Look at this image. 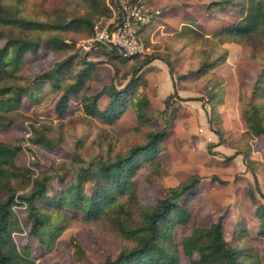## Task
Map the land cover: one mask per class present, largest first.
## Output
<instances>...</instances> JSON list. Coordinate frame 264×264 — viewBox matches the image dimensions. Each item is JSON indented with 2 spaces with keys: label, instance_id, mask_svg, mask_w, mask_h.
I'll list each match as a JSON object with an SVG mask.
<instances>
[{
  "label": "trees",
  "instance_id": "trees-1",
  "mask_svg": "<svg viewBox=\"0 0 264 264\" xmlns=\"http://www.w3.org/2000/svg\"><path fill=\"white\" fill-rule=\"evenodd\" d=\"M67 1H72L80 10L70 16H59L56 20H41L22 16L13 5L0 0L1 130L10 129L23 117V98L28 93L29 86L12 80H23L26 77L20 72L27 63V55L37 54L42 42L53 51H66L71 46L59 36L60 33H93L98 19L113 15L108 0ZM213 5L236 8L240 18L216 29L209 36L189 27L177 33L176 38L181 39L184 46H192L195 56L200 60L198 68L190 72L196 77L190 80L188 74L179 73L169 59L167 62L177 83L189 82L208 88L203 98L209 106V122L221 142L224 140V128H217L215 124L222 123L218 106L223 103L224 77L215 69L228 59L229 49L225 44L238 43L242 47V54L260 65L252 86L251 99L244 105L246 130L233 144V147L238 148L250 138L264 137V0H216L208 4ZM49 32L53 34L42 36ZM104 52L114 68L115 77L121 69L117 63L124 66L132 60L123 58L117 50ZM75 58V55H70L57 62L53 68L36 75L33 81L48 80L58 86V77L72 70ZM148 61L150 57L147 56L141 62L130 65V73H122L117 80L118 84H115V79L112 80L106 90L110 101L105 109L98 105L102 92L83 96L86 113L113 126L126 109L133 107L138 115V126H147L151 119L147 116L150 103L145 94L137 91L136 74ZM90 69V66H86L76 72L63 99L82 90L90 76ZM126 79L128 81L125 82ZM176 96V93L173 94L165 109L160 111L161 115L167 117ZM30 127L32 134L28 140L32 144L50 150L58 145V141L47 133L50 127L32 124ZM167 129V126L148 127L143 141L134 142L126 150L115 152L107 158L101 157L95 163V168L79 167L75 173L76 180L71 184H65V177L61 175L63 191L53 195L49 194L48 188L50 176H36L32 168L16 164L23 144L20 141H0V264L33 262L29 247L20 249L14 237L15 232L22 231L13 209L17 200L26 205L27 219L30 222L29 236L36 238L49 250L75 219L68 213L70 210L80 214L86 221L104 225L122 240L123 245L115 257H107L97 264H180L181 248L174 240V228L190 221L191 211L187 208L186 201L183 204L181 201L191 194L202 177L193 175L170 187L168 196L150 207L139 205L136 179L143 166L155 163L167 137ZM238 153H243L247 158L245 152ZM78 159L79 155L76 154L74 163H78ZM89 180H94L91 192L86 191ZM20 191L22 193H18ZM255 215L260 222L258 234L264 237V203L256 208ZM242 231L244 235H248L247 231ZM181 247L191 264H262L257 253L240 245L234 246L225 238L223 216H219L209 228L195 225ZM195 254H198V259Z\"/></svg>",
  "mask_w": 264,
  "mask_h": 264
},
{
  "label": "rangeland",
  "instance_id": "rangeland-1",
  "mask_svg": "<svg viewBox=\"0 0 264 264\" xmlns=\"http://www.w3.org/2000/svg\"><path fill=\"white\" fill-rule=\"evenodd\" d=\"M4 1L13 5L20 15L41 20H56L59 16H70L80 10L67 0ZM221 9V6L213 5L206 10L214 15ZM51 34L44 33L42 36ZM92 35L89 31L60 33L59 36L71 46L62 52L53 51L42 42L37 54L27 55V63L20 72L26 77L23 80L10 78L29 86L23 98L22 119L8 130L0 129V141H20L23 144L16 164L32 168L36 176H50L48 188L49 194L53 195L63 191L61 175L65 177V184H71L76 180L75 173L79 167L95 168V163L101 157L107 158L115 152L126 150L134 142L143 141L148 127L167 126L168 134L155 163L143 166L136 179L139 205L150 207L167 197L170 187L193 175L202 177L191 194L181 201L182 204L186 201L191 211L190 221L174 228V240L181 248L180 264H191L181 243L192 233L193 227L209 228L219 216L224 218L225 238L234 246L240 245L254 251L264 264V237L258 234L260 222L255 215L256 208L264 203V137L250 138L238 148L233 147L246 130L244 105L251 99L260 65L248 57L244 58L242 52L235 57V65L227 76L232 88L231 97L224 103L222 123L215 124L217 128H224L222 142L209 122L207 112L204 114L202 110H186L187 107L175 105L167 117L160 114L161 110H148L147 116L151 119L147 126H138V115L130 107L110 126L101 118L86 113L82 97L102 92L98 105L105 109L110 101L106 90L112 80L115 79V84H118L120 75L124 72L129 74L131 68L129 62L124 66L117 63L121 69L115 77L114 68L105 52L100 47L87 49L84 46ZM70 55L76 56L72 61V70L58 77V86L48 80L33 81L36 75L53 68ZM86 66H90L91 71L82 90L63 99L76 72ZM31 124L50 127L47 133L58 141V145L50 150L32 144L28 140L32 134ZM238 152H245L247 158ZM76 154L80 158L78 163H74ZM93 186L94 180L87 181L86 191L91 192ZM17 202L13 209L22 231L15 232L14 237L20 249L29 247L32 264H97L107 257H115L123 245L122 240L104 225L86 221L80 214L68 210L75 219L49 250L29 236L26 205L19 200ZM242 230L247 231L248 235H244ZM198 257L195 254V258Z\"/></svg>",
  "mask_w": 264,
  "mask_h": 264
},
{
  "label": "crops",
  "instance_id": "crops-1",
  "mask_svg": "<svg viewBox=\"0 0 264 264\" xmlns=\"http://www.w3.org/2000/svg\"><path fill=\"white\" fill-rule=\"evenodd\" d=\"M213 1L216 0H146L150 7L160 10V13L143 31L148 52L130 60L129 63L134 65L145 57H150V61L142 65L136 74L137 91L148 97L150 103L148 110L165 109L166 103L176 93L177 96L170 110H173L175 105L179 108L187 107L186 110H202L204 114L208 113L209 106L203 98L208 88L189 82L177 83L167 59L174 64L179 73L188 74L190 80L196 77L190 72L198 68L200 60L195 56L192 46H184L183 41L176 38L177 33L189 27L203 31L209 36L216 29L236 22L240 18L239 10L232 7H222L218 14H210L206 9L212 7L208 4ZM225 46L229 49L228 59L215 69L224 77L223 103L218 106L221 114L225 109L224 103L231 97L232 91L227 76L235 65V57L242 52V47L238 43L230 42ZM242 56L246 57L243 54ZM190 96L194 98H188ZM177 100L179 101L176 103Z\"/></svg>",
  "mask_w": 264,
  "mask_h": 264
},
{
  "label": "built area",
  "instance_id": "built-area-1",
  "mask_svg": "<svg viewBox=\"0 0 264 264\" xmlns=\"http://www.w3.org/2000/svg\"><path fill=\"white\" fill-rule=\"evenodd\" d=\"M113 15L102 17L94 24L93 35L85 47H102L108 52L117 50L123 58L134 59L148 52L144 29L159 15L146 0H108Z\"/></svg>",
  "mask_w": 264,
  "mask_h": 264
},
{
  "label": "water",
  "instance_id": "water-1",
  "mask_svg": "<svg viewBox=\"0 0 264 264\" xmlns=\"http://www.w3.org/2000/svg\"><path fill=\"white\" fill-rule=\"evenodd\" d=\"M103 51H106L104 48L100 47Z\"/></svg>",
  "mask_w": 264,
  "mask_h": 264
}]
</instances>
